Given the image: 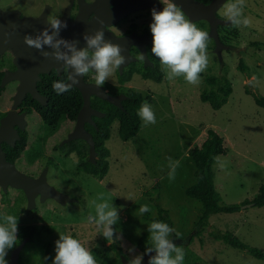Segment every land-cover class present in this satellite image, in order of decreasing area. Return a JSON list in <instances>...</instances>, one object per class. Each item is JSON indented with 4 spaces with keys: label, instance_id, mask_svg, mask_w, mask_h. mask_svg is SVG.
Instances as JSON below:
<instances>
[{
    "label": "rangeland",
    "instance_id": "obj_1",
    "mask_svg": "<svg viewBox=\"0 0 264 264\" xmlns=\"http://www.w3.org/2000/svg\"><path fill=\"white\" fill-rule=\"evenodd\" d=\"M5 2L10 0H0V7H4ZM233 2L235 0H225L216 10V15L228 20L224 15L225 7ZM243 18L250 19L251 24L234 25L238 36L231 40V45L223 44L217 49L214 38L209 36V62L200 73L198 85L187 83L183 76L168 80L162 65L164 79L161 82L137 83L139 91L152 97L150 106L156 122L146 124L141 118L140 131L128 140L119 136L117 123L112 125L110 136L105 141L110 151L109 169L101 179L78 166L75 152L63 154L66 143L61 142L75 122L62 120L53 130L42 120H31L23 157L29 158L36 153L45 159L50 154L52 162L46 181L69 197L78 198L60 206L47 199L44 203L38 202V210L47 213L42 218L28 219L24 215L23 221L44 223L42 238L51 242L48 252L52 257L48 264H53L55 242L60 234L78 239L92 252L97 264H112L118 256L121 261L122 257L131 261L142 256L144 252L137 247V241L143 234L150 236L148 226L152 221L145 216L157 215L155 203L168 210L176 230L169 239L183 248V264H264V258H257L213 236L220 231L232 232L242 242L259 248L264 254V205H248L231 213L218 212L210 216L207 225L201 226L197 224L201 203L184 191L194 179V166L188 151L201 144L209 127L223 136L228 148L213 163V181L222 203L252 199L260 184L264 183V104L254 100L255 97L264 99V0H245ZM191 22L209 32L206 20ZM9 60L8 54L1 56L0 69ZM240 60L246 65L244 70L238 66ZM212 75L223 77L232 87L227 101L217 109L200 99V93L206 86L204 78ZM13 90V86L8 85L1 93L0 109L10 107ZM177 161L174 179H170V165ZM157 184L160 187L155 189ZM146 191H150L151 196ZM12 194L0 193V199H8ZM99 194H103L119 214L118 222L113 225L115 243L106 240L102 229L87 220L90 214H96L93 201L102 202L97 199ZM144 204L151 210L140 214L139 208ZM51 207L59 209L51 212ZM38 210H27L26 214L33 216ZM6 214L10 211H3V215ZM18 221L22 219L18 218ZM149 241L153 245L151 239ZM45 249V245L32 248V244L27 243L24 253L28 257L31 255L32 264H45ZM10 258L8 250L5 259L9 261Z\"/></svg>",
    "mask_w": 264,
    "mask_h": 264
},
{
    "label": "clouds",
    "instance_id": "obj_2",
    "mask_svg": "<svg viewBox=\"0 0 264 264\" xmlns=\"http://www.w3.org/2000/svg\"><path fill=\"white\" fill-rule=\"evenodd\" d=\"M163 5L161 11L152 10V23L149 26L152 34L151 52L166 70L168 80L183 76L187 83L198 85L200 73L207 68L209 62L207 53L209 34L186 18L185 13L176 3L164 0ZM244 7L245 0H235L226 5L224 15L233 25L242 23L249 26L250 19H242ZM46 22L53 30L51 34L49 28H45L34 38L26 35L24 40L28 46L40 50L43 57H51L57 62L62 61L63 68L71 69L68 76L71 83L66 84L64 81L53 83L52 87L58 94L68 91L72 85L79 83L78 77L86 75L90 69L95 70L96 86L102 87L114 71L125 63L121 47L105 40L104 31L97 30L93 35L85 34L86 47L77 50L75 42L54 40L62 28H67V22L58 17L48 18ZM61 45L67 51H60ZM45 46L55 51H44ZM138 115L146 124L156 122L155 114L147 102L142 104ZM178 164L177 161L170 165V179H174ZM97 199L102 202L93 201L96 214L95 216L90 214L87 220L90 224L102 229V235L106 240L115 243L113 225L118 222V211L104 198L103 194H99ZM150 210V206L144 204L140 206L139 213L144 214ZM0 221H2L0 222V264H8L5 257L18 240V217L6 214L0 217ZM148 231L153 247L147 248L146 252L155 251L156 253L150 258L148 264H183L185 257L183 248L169 239L170 234L176 231L174 228L167 223L154 221L148 226ZM55 252L53 264H97L92 252L71 235H59V239L55 242ZM173 253H175L174 256ZM142 259V256H136L129 264H141Z\"/></svg>",
    "mask_w": 264,
    "mask_h": 264
},
{
    "label": "trees",
    "instance_id": "obj_3",
    "mask_svg": "<svg viewBox=\"0 0 264 264\" xmlns=\"http://www.w3.org/2000/svg\"><path fill=\"white\" fill-rule=\"evenodd\" d=\"M197 1L206 4L210 0ZM217 29L219 38L225 46L231 45V40L238 36V30L231 22L227 24H219ZM238 66L243 70L246 68V65L243 64L242 60L239 61ZM2 74L3 71L0 70V80ZM148 77L156 82H161L164 79V71L159 64L158 59H155V67ZM204 80L206 86L200 93V99L203 102H208L212 108L217 109L227 101L228 96L232 91V87L226 79L220 76H206ZM56 81H63V78H57ZM56 81L52 78V76H44L38 83L39 91L43 94L46 93L47 95V104L42 105L30 95H27L24 102L31 107V110L38 113L39 117L46 126L53 130H56L59 127L62 120L75 122L77 112L82 104L81 93L76 87L71 86L68 91L58 94L52 87L53 83ZM2 90L3 88L0 87V95ZM93 97L94 99H91L92 106L98 110L106 112V115L103 117L93 118L95 126L89 123L85 124V127L91 132L95 141V150L97 153L95 159L96 161L93 163L88 160V144L81 138L72 139L66 143V154L75 152L77 156V164L88 173H92L94 176L101 179L105 176L109 169L108 156L110 151L105 145V141L110 136L113 123H117V132L122 140L132 138L140 131L142 126V120L138 115V112L144 102H147L149 105L151 104L152 97L149 94L145 95L139 91H131L130 98L122 101L123 109L97 96ZM254 100L256 103L264 104L263 98L255 97ZM20 135L22 136V140L16 143V146L18 144L20 145L17 148L15 155L20 154L27 145L28 133L23 131L20 132ZM7 146V144H4V149H7L8 147L10 148V146ZM9 148L6 150L7 154L10 153ZM227 150L228 148L225 145L223 136L220 135V133L213 127H209L206 130V137L201 144L193 146L188 151V155L190 156L194 166V179L184 191L187 196L194 198L201 203L200 213L197 220L198 225H207L212 214L218 212L231 213L239 211L241 209V205L243 204L252 203L254 206L264 205V183L260 184L256 195L252 199H246L239 203H222L220 193L216 189L213 181V163L216 161L218 155L225 154ZM158 187H160L159 184L156 185L155 189ZM146 192L151 196L150 191ZM153 206H156L157 208V215L151 216L147 214L145 219L152 222H164L173 228V221L168 213V210L163 208L158 203H155ZM21 230H23L22 235L29 236L31 241L36 240V242H40L41 246L45 245L41 240L43 227L38 225H26L20 227L19 231ZM48 231L49 230L47 229V232ZM213 236L223 243L245 250L257 258H264V254L259 248L242 242L232 232L220 231L217 235L213 234ZM149 240L150 239L147 234L141 235L137 241V247L142 252L146 251L147 248L153 247ZM45 247V253L49 258V246L45 245ZM113 247H115V244H113ZM172 255L174 256L175 254ZM185 259L186 261H189L187 257ZM114 261L115 262L112 264H122L119 256L116 257Z\"/></svg>",
    "mask_w": 264,
    "mask_h": 264
},
{
    "label": "flooded vegetation",
    "instance_id": "obj_4",
    "mask_svg": "<svg viewBox=\"0 0 264 264\" xmlns=\"http://www.w3.org/2000/svg\"><path fill=\"white\" fill-rule=\"evenodd\" d=\"M13 1L14 0H10L9 3L5 2L4 7L2 6L0 7V9L5 10V11H18L20 17L22 16L38 17L45 11V24L47 26L49 25L47 24L46 21L48 18H51V17H58L62 21L67 22V25H68L67 28H62L60 30L59 35L54 38L55 39L57 37L63 38L69 43L75 42V47L77 50H80L86 47L84 35L89 34L90 30H92L91 28L94 26V24L92 23V20L93 18L96 17L97 12L100 11V10H97L96 8L89 7V4L94 2L95 0H32V1L31 0H17L15 2ZM142 1L144 3H148V5L135 8L133 10H129L128 12L124 13L119 19L115 20L114 22H109L108 15L107 16L103 15L101 17V20L103 21L102 29L104 31V38L110 42H111L110 36L114 37L115 40L116 38H118L119 40L116 41V43L117 45L121 47L122 49L121 54L125 57V63L122 64L120 68L116 69L114 73L105 82V84L102 86L103 89L107 93L111 95L122 96L121 105H122L123 100L130 98L131 91H139V89L137 88V83L139 81H141L140 83L143 84V82L145 83L151 80L150 77H148V75L152 72V70L155 67V59H158L151 52L152 34H151L149 26L152 23V10L155 9L156 11H161L164 7L163 5L164 0H142ZM105 6L107 8V13H110V10L117 6V2L116 1H106ZM185 16L187 15L185 14ZM51 33L52 32L50 29V34ZM4 54L5 55L8 54L10 60H9V63L6 66H4L3 69H0L3 71V74L6 70L13 71L16 68L15 63H14L15 54H14L13 49L7 46L2 51V53H0V57L3 56ZM56 63L57 62H51L48 68V72H42V71L38 72L39 79L36 82L37 89H38V83L42 80L44 76H52V78L55 81L57 80V78H61V79L63 78V81L67 80L69 76V70L67 68H63V62H61L62 65L60 68V72H58ZM159 64L161 66L160 61H159ZM95 75H96L95 70L90 69L86 75H83L81 77L84 82L95 84ZM0 83H1V80H0ZM18 84H19L18 79H12V80L7 81L2 87L3 88L2 92L5 91V89H7L8 85L9 86L12 85L14 90L11 95L12 103L10 107L7 109H0V119L4 115H6L7 112L11 109L12 104H13V95L15 94L17 90ZM40 93L43 94L42 92ZM27 95L31 96V94L27 92L22 102L19 103V105L15 109L17 113L25 112L24 118L26 121V125L24 129H20L17 125H15V127L18 129L19 135H20V132H23V131H26L27 133L29 132L28 127L32 119L35 122H39L42 120L36 111L31 110V107H29L26 103H24ZM43 95L47 97L46 93H44ZM93 96H96V95L91 94L90 99L92 98L94 99ZM47 101H48V98H47ZM119 108L123 109V106ZM28 117L30 119L29 122H28ZM21 140H22V136L20 135V138L15 141L14 145H9L7 142L2 141L1 146H2V149L5 151L6 159L9 162L13 163L18 171L22 172L23 174L29 177H34V178L39 177V175L44 169H46L45 176H47V173L50 169V163L52 162L51 155L48 154L45 159H42L36 153H32V156L28 158L27 156L23 157L22 153L24 150H22L20 154L15 155L17 148L20 145L18 144L16 146V143H18ZM4 144H7L8 146H10V148L7 146L10 149L9 154H7L6 152L8 148L5 147L7 149H4ZM63 154H65L66 156L67 155L66 151L63 152ZM81 169L85 171L86 173H88L82 167ZM88 174H92V173H88ZM92 175L94 176V174ZM47 183L50 184L49 182ZM11 192H13V194L8 199H5V200L0 199V217L3 216V211L4 212L10 211L11 215L17 216L19 219H22V221H18L17 244L12 249L9 250V253L11 256L12 250L16 248L21 243L22 240L26 239L25 241L26 243L23 244V246L21 247L19 251L17 264H32L31 255H29L28 257L24 253L25 246L27 243H31L32 248H33V247H39V246L41 247V244L40 242L31 241L29 236L22 235L23 230L19 231V228L26 226V225L28 226L38 225V226L43 227L44 223L39 224L38 221H33V220L23 221V219L25 218V216L28 217V219H31V218L36 219L38 218V216L42 218L43 215L47 214V213L44 214L43 211L41 212V210H38V202L44 203L47 199H52L59 206L64 205L65 202L62 203L53 197H46L45 199L41 200V194L38 193L34 197V205L28 208L27 207L28 206L27 196L21 187H14L10 184H7L6 190H5L0 184V193H3L4 195H9V193ZM71 198H75V199L71 201H66V202H73V201L78 200L77 197H71ZM58 209L59 208L57 207H51L49 210L51 212H57L56 210ZM27 210L28 211L38 210V211H35V213L32 216V215L26 214ZM50 211L48 213H51ZM43 229H45V227H43ZM42 237H44L43 231L41 233L42 243L50 246L51 242L43 240ZM51 257H52L51 254L49 258L46 255L45 264H48L51 261ZM10 260L8 261V264Z\"/></svg>",
    "mask_w": 264,
    "mask_h": 264
},
{
    "label": "water",
    "instance_id": "obj_5",
    "mask_svg": "<svg viewBox=\"0 0 264 264\" xmlns=\"http://www.w3.org/2000/svg\"><path fill=\"white\" fill-rule=\"evenodd\" d=\"M106 1L117 2V6L111 9L110 13H107V8L105 6ZM171 1L176 3L177 6L183 10L190 21H196L200 19L206 20L209 23L208 34L214 38L216 48L218 49L220 46H223V43L219 38L217 28L219 24H227L230 21L218 17L215 12L225 0H210L206 4L197 0ZM145 5H148V3H144L142 0H95L89 4V7L96 8L102 12L98 11L96 17L93 18L92 23L94 26L91 28L92 30H90L89 35H93L97 30L103 31V24L101 23V17L103 15H108L109 22H114L129 10L143 7ZM45 28H49V26L45 24V11L38 17H20L18 11H5L0 9V53H2V51L7 46L11 47L15 54L14 63L16 66L13 71L6 70L4 72L0 85L3 87L7 81L12 79L19 80L17 90L13 95L12 107L7 112V114L0 119V184L5 190L7 184H10L14 187H21L27 196L28 208L34 205V197L38 193L41 194V200L45 199L46 197H53L56 200L64 203L66 201L75 199L60 192L55 187L47 183L45 176L46 169H44L37 178L29 177L18 171L15 165L6 159L5 151L1 146L2 141L7 142L9 145H14L15 141L20 138L18 129L15 127V125H17L20 129H24L26 125L24 118L25 112L17 113L15 109L19 103L22 102L27 92H29L31 96L42 105L47 103V97L41 94L36 86V82L39 79L38 72H48L51 62L57 61H55L53 58L51 59L50 57H43L40 50L28 46L24 40L26 35L34 38ZM56 39L63 38L57 37ZM110 39L111 43L113 44H117L116 41L119 40L118 38L115 40V38L112 36H110ZM44 51L54 52L55 49L45 46ZM60 51H67V49L61 45ZM69 55H71V53H69ZM61 62L56 63L58 72H60L62 65ZM70 72L71 69H69V75ZM78 80L79 83L72 86L76 87L80 91L82 96V104L77 112L74 127L68 133L67 137L61 142V144L67 143L68 141L77 138L85 140L88 144V160L95 163L97 155L95 150V141L91 132L85 127V124L90 123L95 126L93 117H103L106 113L91 106L90 96L91 94H94L118 107H122V96L111 95L107 93L103 87H97L96 84L84 82L82 77H78ZM64 82L66 84L71 83L68 78ZM248 205H252V203L243 204L241 205V208H244ZM24 242L25 240H22L21 243L12 250L9 264H17L18 254ZM155 255V251L150 253L144 251L141 264H148L150 258L154 257ZM122 262L124 264H129L130 261L125 257H122Z\"/></svg>",
    "mask_w": 264,
    "mask_h": 264
}]
</instances>
